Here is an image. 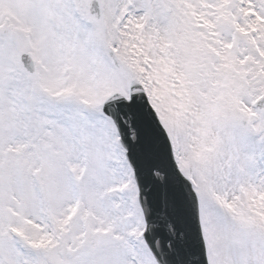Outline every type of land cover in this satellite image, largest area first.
Returning <instances> with one entry per match:
<instances>
[{"label": "snow or ice", "instance_id": "1", "mask_svg": "<svg viewBox=\"0 0 264 264\" xmlns=\"http://www.w3.org/2000/svg\"><path fill=\"white\" fill-rule=\"evenodd\" d=\"M0 264H264V0H0Z\"/></svg>", "mask_w": 264, "mask_h": 264}]
</instances>
